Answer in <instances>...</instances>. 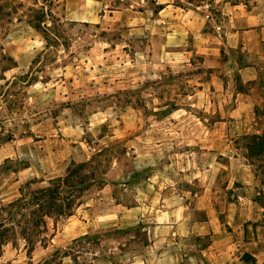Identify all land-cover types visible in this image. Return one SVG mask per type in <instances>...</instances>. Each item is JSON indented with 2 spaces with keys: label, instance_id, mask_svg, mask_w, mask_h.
Wrapping results in <instances>:
<instances>
[{
  "label": "rangeland",
  "instance_id": "rangeland-1",
  "mask_svg": "<svg viewBox=\"0 0 264 264\" xmlns=\"http://www.w3.org/2000/svg\"><path fill=\"white\" fill-rule=\"evenodd\" d=\"M200 1L60 0L54 12L66 47L46 48L18 14L4 23L0 44L16 63L5 76L27 73L35 58L41 71L21 114L30 136L0 145V208L58 184L67 214L78 216L75 207L92 199L100 200L94 216L104 209L115 221L137 207L140 220L60 242L68 219L52 214L42 243L28 255L16 235L0 264H258L264 153L251 155L243 136L264 131V45L258 53L221 45L204 54L203 33L181 29L175 10ZM165 3L171 6L162 11ZM244 65L257 67L256 81L241 82ZM218 72L225 85L252 89L257 100L255 120L235 133L232 89L219 90L225 101L217 98ZM90 160L94 179L69 195L64 178L73 164ZM171 220L179 227H159Z\"/></svg>",
  "mask_w": 264,
  "mask_h": 264
},
{
  "label": "trees",
  "instance_id": "trees-1",
  "mask_svg": "<svg viewBox=\"0 0 264 264\" xmlns=\"http://www.w3.org/2000/svg\"><path fill=\"white\" fill-rule=\"evenodd\" d=\"M59 1L32 0V5L25 7L24 3L18 0H0V39L4 23H10L12 17L18 14V20L23 19L41 35L46 48L66 47L63 22L54 12ZM224 1L233 5L243 4L246 7H250L253 2V0ZM37 60L38 58L32 60L27 73L7 78L5 73L16 67V63L3 51L0 44V145L13 141L17 135L25 137L31 134L29 122L21 119V114L27 99L26 89L37 81L35 74L41 71L39 67H34ZM255 115L257 116L256 108ZM21 127L22 131L19 130ZM243 140L251 155L264 153V131L244 135ZM92 162L93 160H90L87 163L72 165L71 171L63 180L67 181L69 189L66 192L69 195L78 190L87 178L94 179L93 171L87 169ZM61 193L60 186L53 184L51 187L33 192L29 199L19 198L0 208V257L3 246L16 238V235L24 240L29 255L37 243L43 242L39 237L47 230V220L53 219L52 214L61 217L71 215L66 213V207H61L58 203ZM15 217L19 219L16 220Z\"/></svg>",
  "mask_w": 264,
  "mask_h": 264
},
{
  "label": "crops",
  "instance_id": "crops-1",
  "mask_svg": "<svg viewBox=\"0 0 264 264\" xmlns=\"http://www.w3.org/2000/svg\"><path fill=\"white\" fill-rule=\"evenodd\" d=\"M212 2L216 4V9L211 7ZM209 0L200 1L197 5L187 8H176L179 13L177 17L184 24L181 29L186 33H203V53L209 51L220 50L221 45L229 47L242 46L247 49V52L258 53L262 45H264V0H253L250 7L243 4H230L224 0ZM171 5L165 3L162 11L166 10ZM221 18V21H215L213 18ZM214 20V29L206 31L207 23ZM201 35V34H200ZM216 75L214 88L217 92V98L223 97L226 100L227 95L219 93V90L228 88L232 89L231 99L234 102V107L228 112V116L235 118L233 132L238 131V124H241L245 119L249 121L255 120L256 98L254 97L253 90L240 91L235 88L234 82L228 81L225 85L224 81L219 78V72ZM238 74L243 84L252 83L257 80L258 69L252 65H244L238 68ZM261 101L264 98L259 97ZM215 102V99H214ZM240 126V125H239ZM240 128L239 127V131ZM255 133H260L258 128H254ZM95 202L100 200H83L75 208L78 216L72 213L66 216L68 219L62 230L59 233V241L63 242L65 237H71V240L76 241L81 238H88L91 234L96 232H103L111 228L112 225H117L119 222L126 221L128 218H135L133 215L137 214V207H126L125 212L115 216L113 221L111 213L104 209L99 210V214L93 215ZM97 204V203H96ZM120 205V204H118ZM72 218H75L72 220ZM140 220V219H139ZM136 216L133 225L139 222ZM113 221V223H112ZM174 220L164 226H159L162 230L170 228H177ZM128 225V224H125ZM201 225V224H200ZM158 227V226H157ZM158 227V228H159ZM170 258V257H169ZM258 264L264 263V251L255 256ZM162 258L161 260H164ZM169 260V259H168ZM137 263V262H136ZM128 264H135L129 262Z\"/></svg>",
  "mask_w": 264,
  "mask_h": 264
}]
</instances>
